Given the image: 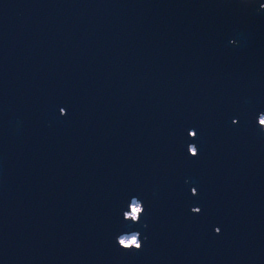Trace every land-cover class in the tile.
I'll return each mask as SVG.
<instances>
[{"label":"water","instance_id":"obj_1","mask_svg":"<svg viewBox=\"0 0 264 264\" xmlns=\"http://www.w3.org/2000/svg\"><path fill=\"white\" fill-rule=\"evenodd\" d=\"M262 114L264 0H0V264H264Z\"/></svg>","mask_w":264,"mask_h":264},{"label":"clouds","instance_id":"obj_2","mask_svg":"<svg viewBox=\"0 0 264 264\" xmlns=\"http://www.w3.org/2000/svg\"><path fill=\"white\" fill-rule=\"evenodd\" d=\"M261 124H264V120L261 121ZM187 155L189 157L196 158V157L199 156V150L196 152L195 155H190L189 151H188V148H187ZM140 211H141V208H140L139 205H131V206H129L128 212L125 213V217L126 218L130 217L135 222L137 220V213H139ZM119 243L121 245H125V246L130 245V244H135L136 243V237L135 236H131L127 240L120 239ZM140 248H141V245H137L136 246V251H139Z\"/></svg>","mask_w":264,"mask_h":264},{"label":"rangeland","instance_id":"obj_3","mask_svg":"<svg viewBox=\"0 0 264 264\" xmlns=\"http://www.w3.org/2000/svg\"><path fill=\"white\" fill-rule=\"evenodd\" d=\"M260 120H261V121L264 120V114H262V115L260 116ZM263 125H264V124H263ZM132 205H138V203L135 202V201H133V202H132ZM131 236H135V237H136V234H135V233L125 234V235L120 236L119 239H125V240H127V239H128L129 237H131ZM135 244H136V243H135Z\"/></svg>","mask_w":264,"mask_h":264},{"label":"flooded vegetation","instance_id":"obj_4","mask_svg":"<svg viewBox=\"0 0 264 264\" xmlns=\"http://www.w3.org/2000/svg\"><path fill=\"white\" fill-rule=\"evenodd\" d=\"M260 122H261V120H260Z\"/></svg>","mask_w":264,"mask_h":264}]
</instances>
